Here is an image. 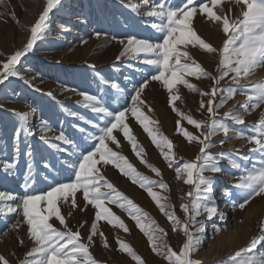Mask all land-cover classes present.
<instances>
[{
  "label": "rangeland",
  "instance_id": "rangeland-1",
  "mask_svg": "<svg viewBox=\"0 0 264 264\" xmlns=\"http://www.w3.org/2000/svg\"><path fill=\"white\" fill-rule=\"evenodd\" d=\"M161 2L162 0H62L63 6L58 11H53L45 35L17 65L19 76H10L0 84V191L22 196L26 191L23 185L29 163L33 165V175L38 174L40 177L39 183L36 184L37 191H47V185L53 182V178L61 182L74 179L70 165L82 151L85 141L88 145H94L92 137L99 135L96 126H104L103 120L98 119L97 114L86 106L81 93L87 92L97 96L102 102L110 103L112 108L121 110L123 107L132 106L134 89L145 79L148 84L140 96L144 103L139 106L152 121L158 122L150 127H158L160 132L172 141L173 151L177 156L176 164L195 159L199 145L195 142L190 144L183 134L177 131V121L194 135H199L201 130L181 119L169 103L167 89L160 81L150 79V76L155 74L154 66L144 64L143 57L135 59L128 55L117 59L124 48L120 40L126 42L130 36L146 39L159 35L152 27L153 23H159V18L148 17L145 13L151 10V5ZM172 2L173 0H169V3ZM175 3L179 4L180 0H175ZM44 4L45 0H0V61L6 60L15 50L24 46L30 35L29 29ZM223 8L225 13L233 17L239 11L231 0H225ZM193 27L206 42L217 49L222 47L225 36L216 24L197 14ZM97 32L100 33L99 37L95 35ZM188 50L207 71L213 75L217 74L218 54L207 53L198 46L191 45ZM187 79L201 91L211 89L212 81L208 78ZM260 80H264V67L258 68L242 83L248 87ZM111 83H117L119 89H112ZM230 84L237 87L229 78L221 81L220 87L224 88ZM177 89L181 99L176 100L174 104L180 112L192 115L197 120L208 119L210 114L206 110H198L200 100H206L207 97H201L200 92L190 91L184 85H177ZM173 94H177L175 90ZM245 99V95L237 92L227 104L218 109L214 118L223 120L237 130L250 133L264 113V105L245 113L243 125H237L223 116L229 109L241 112L240 104ZM218 103L219 96L214 101V104ZM17 113L28 116V123L23 128V122ZM126 115L125 122L135 136L138 146L145 150L144 159L148 164L160 169L162 176L158 177L141 162L122 132L114 131L119 146L109 142V147L127 157L144 176L152 180L163 179L169 185L168 190L158 186L153 190L168 197L167 203L174 207L176 216L183 221L185 216L180 204L184 202L182 197L191 186L176 179V164L169 167L139 121L130 114ZM45 124L48 129L46 132L42 130ZM16 129H20L18 139L15 135ZM61 132L73 140L74 144L68 145L56 139ZM42 134L48 137L47 142L40 139ZM229 136L234 137V133L230 132ZM221 139H225L222 133L213 137V153H230L233 157L250 155L249 149L252 145L246 139L229 138L223 145L219 143ZM52 144L59 147L52 148ZM76 144L80 147H76ZM29 148L33 153L31 157L26 154ZM221 163L224 170L217 174L213 191L217 214L209 219L207 213L202 211L201 215L196 217L198 223L190 225V230L201 237L202 243L193 253V258L201 261V264H224L230 254L246 247L252 238L261 234L260 224L264 222V197L254 198L244 209L234 206L232 200L226 197L225 192L233 191L232 185L237 182L240 173L231 169L227 160ZM5 164L11 165V168L6 169ZM45 164L53 167L46 168ZM98 167L115 188L133 200L165 230V240L178 251L186 237L179 228L172 230V224L159 211L147 191L134 184L112 164H101ZM76 201V208L70 209L65 204L61 211L72 231L79 229L82 241L86 242L95 220V209L86 204L81 193H77ZM6 203L15 206L18 201ZM108 206L124 221L129 231L125 232L105 220L97 222L98 233L103 232L108 242V247H104L99 234L93 237L90 251L99 264H137L130 255L119 249L118 238L130 244L145 264H167L161 256L151 250L147 237L128 212L115 204ZM69 211L72 212L71 216H68ZM18 221H22L20 212L0 213V255L8 259L9 264H20L25 254L34 246L27 237L25 224L21 223L19 228L12 227ZM52 222L56 227L62 228L55 218ZM147 222L145 219V223ZM201 225L204 232L196 233V228ZM21 239L24 240L23 245L19 243Z\"/></svg>",
  "mask_w": 264,
  "mask_h": 264
},
{
  "label": "snow or ice",
  "instance_id": "snow-or-ice-1",
  "mask_svg": "<svg viewBox=\"0 0 264 264\" xmlns=\"http://www.w3.org/2000/svg\"><path fill=\"white\" fill-rule=\"evenodd\" d=\"M231 2L239 9L234 17L224 12L225 0H180L179 4L175 3V0L172 3H169V0H162L159 4L151 5V10L145 13L148 17L159 18V23L152 24L159 35L146 39L130 36L126 42L120 40L124 48L117 59L128 55L135 59L143 57L144 64L154 66L155 74H152L150 79L160 81L167 89L169 103L181 119L201 130L199 135H194L180 126L179 120L177 121V131L182 133L190 144L195 142L199 145L195 159L176 164L177 156L173 151L172 141L161 133L158 127H150V125H157L158 122L152 121L141 111L139 106L144 103L140 96L148 84L147 79L134 89L135 95L131 97L132 106L130 108L123 107L121 110L112 108L110 103L102 102L97 96L89 95L87 92L81 93L86 106L97 114L98 119L103 120L104 126H96L99 135L92 137L94 145H88L85 141L82 151L70 165L74 179H71L70 182H61L53 178V182L47 185V191H37L36 184L39 183L40 177L38 174L33 175V165L29 163L23 185L26 191L22 196L0 191V213L20 212L22 221H18L12 227L19 228L21 223L25 224L27 237L34 245L25 254V258L20 264H99L90 251L93 237L99 234L104 247H108V242L103 232L98 233L97 222L105 220L109 224L122 228L125 232L129 231L124 221L112 212L109 204H115L128 212L129 216L135 220L137 227L147 237L151 250L161 256L167 264H201V261L193 258V253L202 243L201 237L190 230V225L198 223L196 217L200 216L202 211L207 213L209 219L217 214L213 191L217 174L224 170L221 162L227 160L231 168L240 173L237 182L232 185L233 191L225 192L226 197L232 200L234 206L244 209L254 198L264 197V113L261 114L250 133L237 130L223 120L214 118L218 114V109L227 104L237 92L246 96V99L240 104L242 111L233 112L232 109H229L223 113L224 117L229 118L237 125L245 124L244 114L250 109L255 110L264 105V80L252 83L248 87L242 83L258 68L264 67V0H231ZM62 6V0H45L42 11L29 29L30 35L24 46L15 50L6 60L0 61V84H3L10 76H19L17 65L21 62V58L33 50L37 41L45 35L53 11H58ZM228 12L230 13L231 9ZM197 14L204 16L222 30L225 39L221 48L217 49L198 35L193 27V20ZM95 35L99 37L100 33L97 32ZM190 45L198 46L199 49L207 53L218 54L216 75L207 71L193 58L188 50ZM187 77L210 79L212 81L210 91H201ZM225 78H229L237 87H232L230 84L221 88V81H224ZM177 85H184L190 91L200 92L201 97H207L206 100L203 98L200 100L198 110H206L210 114L208 119H194L192 115L180 112L175 107L174 102L181 99L178 95ZM111 88L119 89V85L111 83ZM174 90L177 94H173ZM218 96L219 103L214 104ZM109 100H111L110 96ZM126 114H130L139 121L152 143L168 162V166L173 167L176 164V179L191 186L190 190L182 197L184 202L180 204L185 216L183 221L176 216L174 207L167 203L168 197L153 190L158 186L167 191L169 185L163 179L152 180L144 176L128 161L127 157L109 147V142L119 146L114 131L122 132L141 162L146 164L158 177L162 176L160 169L148 164L144 159L145 150L142 146H138L135 136L125 122ZM17 115L23 122L21 125L23 128L28 123V116L24 113H17ZM42 130L48 131L46 124L42 126ZM230 132L234 133V137L229 136ZM218 133H222L225 138L219 141L221 145L229 138L246 139L252 145L249 149L250 155L233 157L230 153H213L211 151L214 146L213 137ZM15 135L18 139L20 129H16ZM40 139L48 141V137L43 134ZM56 139L68 145L74 144V141L65 136L63 132ZM75 146L80 147L79 144ZM51 147L58 148L59 146L52 144ZM26 154L29 157L33 155L31 148ZM253 157L256 158L253 159ZM101 164L114 165L134 184H138L140 188L147 191L159 211L172 224V230L175 231L179 228L186 237L178 251L165 240L167 235L165 230L133 200L115 188L102 174L101 168L98 167ZM4 167L8 169L11 168V165L5 164ZM45 167L53 166L45 164ZM77 193H81L86 204L95 209V220L91 225L86 242L82 241L79 229L72 231L67 224L66 216L61 211L65 204L70 209L77 207ZM16 201L18 203H15V206L6 203ZM71 215L72 212L69 211L68 216ZM53 218L59 222L62 228L54 225ZM145 219L148 220L147 223H145ZM195 231L203 233V225L196 228ZM260 233L252 238L246 247L230 254L224 264H264V250H261L264 249V222L260 224ZM19 243L23 245L24 240L21 239ZM117 243L119 249L130 255L137 264H145V261L130 244L119 238ZM0 264H9V261L0 255Z\"/></svg>",
  "mask_w": 264,
  "mask_h": 264
},
{
  "label": "bare ground",
  "instance_id": "bare-ground-1",
  "mask_svg": "<svg viewBox=\"0 0 264 264\" xmlns=\"http://www.w3.org/2000/svg\"><path fill=\"white\" fill-rule=\"evenodd\" d=\"M229 167L231 168V166L229 165ZM232 169V168H231Z\"/></svg>",
  "mask_w": 264,
  "mask_h": 264
}]
</instances>
